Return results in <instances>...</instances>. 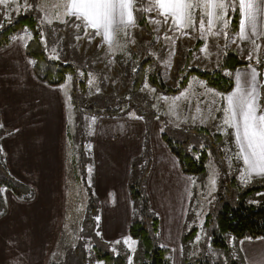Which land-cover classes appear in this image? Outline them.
<instances>
[{"label":"rangeland","instance_id":"1","mask_svg":"<svg viewBox=\"0 0 264 264\" xmlns=\"http://www.w3.org/2000/svg\"><path fill=\"white\" fill-rule=\"evenodd\" d=\"M27 4L32 7L27 8L24 0L0 4V25H3L0 31L22 16H34L50 59L77 68L56 87L55 95L49 91L44 100L38 102L47 108L46 114L51 120L58 118L57 109L62 106L68 136L65 135L66 139L62 138L58 144L59 133L53 130L54 135L47 141L55 143V155L42 154L45 147L35 149L36 161L45 167L42 171L43 181H46L44 198L49 202L42 229H46V233L53 230L54 240L49 251V247L47 252L39 251L44 232L40 236V245L28 249L24 261L36 263L41 253L46 264H112L106 257H100L109 252L113 256H122L126 264H142L145 261L143 246L139 239L130 235V225L133 221H144V204L142 199L132 196L130 183L138 182L147 171L148 155L141 154L149 143L152 165L142 189L150 210L160 220L162 217L165 225L169 227L170 218L176 214V219H172L173 236L176 237L170 254L172 263H238L239 236L227 233L226 247L214 243L217 217L226 203L234 207L241 203H264V184L241 181L243 168L240 160L235 158L238 151L232 129L224 132L223 113L216 110L225 106L224 101L220 96L206 92V88L215 93L223 92L209 85L207 78L196 71L220 70L232 78L233 70L223 67L230 53H238L249 61V55L264 49L262 41L256 43L259 47L255 50L253 44L242 47L241 42H237L233 30L237 3L236 10L230 9L225 17L228 21L226 29L218 22L208 30L205 17V29L201 30L199 9L195 12L196 25L178 31L150 16L154 33L139 26L120 29L117 43L112 47L100 42L95 31L85 28L79 20L68 19L67 0H27ZM40 4L44 5L43 9L38 7ZM145 6L137 7H154V1L147 0ZM77 24L81 26L78 28ZM122 32L128 35L123 36ZM216 32L220 34L215 35ZM33 37L30 28H20L12 33L9 46L24 51L22 46ZM198 39V46L193 47ZM243 49L248 50L247 56L243 55ZM261 51L264 54V50ZM253 61L254 58L250 62ZM139 79L142 82L136 88ZM185 79L186 82L181 84ZM84 80L87 88L82 93L79 82ZM261 87V106L264 107V73ZM182 92L187 98L181 96ZM175 97L180 99L175 100ZM34 100L36 98L28 96L27 102L32 104ZM0 101L7 103L0 102L2 107L11 104L10 98ZM19 103L22 106V100ZM34 108L36 106L31 105V109ZM93 108L101 113H96ZM109 109H116L118 114L110 116ZM8 110L13 114L12 107ZM141 116L142 120L136 118ZM164 134L168 139L184 141L186 152L194 158L205 155L204 172L185 173ZM4 135L0 130V145ZM16 157L19 158V169L14 172L21 176L20 156ZM0 158L5 162L2 153ZM3 175L0 167V176ZM54 185L55 189L52 188ZM13 193L10 187L0 183V214L8 209L5 200L14 197ZM51 214L55 215L52 217ZM16 219L19 222H12L11 226L18 224L17 230H20L21 218ZM3 227L4 224L0 228ZM179 228L180 238L177 235ZM127 237L138 242L134 251L124 244ZM31 238L29 235L28 240ZM118 239L120 244L115 243ZM157 240L165 246L160 240V231ZM11 241L19 246L0 241V264H19L23 259L17 251L19 239Z\"/></svg>","mask_w":264,"mask_h":264},{"label":"crops","instance_id":"2","mask_svg":"<svg viewBox=\"0 0 264 264\" xmlns=\"http://www.w3.org/2000/svg\"><path fill=\"white\" fill-rule=\"evenodd\" d=\"M154 1V0H153ZM68 3V0H67ZM237 3V13L239 14V23L238 28L236 30L237 35V42H241V46L244 47L247 44H252L251 40H242L239 36V26L241 20V13L239 9L238 0ZM146 7V6H145ZM149 15L153 18H156L158 21L165 22V17L161 15L155 7H153V11L149 12ZM134 16H135V23L129 25L128 27L124 28L125 30L130 27H141L138 24V16L135 10V0H134ZM68 19L79 20L76 17H72L68 15ZM81 22V20H79ZM168 26L170 28H174L175 31L185 28H179L174 22L172 17L167 18ZM151 24V22H150ZM152 27V25H151ZM91 29L93 31L94 29ZM120 29L116 30L115 38L117 41V32ZM95 31V30H94ZM258 32H264V14L261 15L260 19L258 20ZM152 33L154 30L152 29ZM248 34L251 36L252 33L250 29L248 30ZM100 42H104L107 44L102 35H97ZM264 34L259 35L258 37H254L257 42L263 41ZM197 42V41H196ZM26 43L22 49L24 51H20L13 46H9V44L5 47L0 48V100L3 98H10L11 104L7 107H2L0 105V123L5 125L4 129H0L2 133L6 136L8 133H13L10 136H7L6 139L2 138L1 145L3 146L4 151L2 152L4 163L9 171V174L22 182L25 186L27 191H32V196L27 198L30 194H24L22 199L13 193L14 197H7L5 201H7L8 209L0 216V227L4 224L5 228H0V241L4 244V242L9 241L12 245L18 243H14L11 240L19 239L20 249L17 250L19 255L22 256L23 259H20L19 264H30L24 261V256L27 252H29L30 248H37L40 245L42 234L45 232L46 229H42L44 223L46 222V216L44 211L49 202H46L44 198V191H46V181H43L42 178V171L45 170L44 165L38 163L36 161V148L45 147L46 150L41 151L42 154L51 153L53 155L56 149V145L54 142L47 141L52 138L53 130L58 131V137L60 139V144L62 142V138L64 136L67 138V132L65 127L64 115H62V106H59L57 109V119L51 120L49 116H47V108H43L41 103L39 105L38 102L44 100L45 93L51 91L56 94L59 85H51L44 81L39 80L37 75L33 69V61L28 56L26 52ZM108 45V44H107ZM195 44L193 45V47ZM262 50V49H261ZM258 53H252V58L255 59V63L240 66L237 69L233 70L232 78L234 80V87L235 88V76L237 72H240L245 78H247V74L250 73L252 68H255L257 71V86L259 92V103L261 105L262 100V87H261V78L264 73V57L262 51ZM244 56L248 55V50L243 49L242 51ZM31 60H29V58ZM263 66V68H260ZM231 92V91H230ZM226 93L225 95H227ZM28 96L32 98H36L31 104L27 102ZM62 99V96L60 95ZM22 100L21 103H19ZM52 102V100H50ZM2 104H7L5 101H0ZM19 103V104H17ZM31 105H35L36 108L31 109ZM9 107L13 108V114H10ZM28 109V110H27ZM22 112V115L20 114ZM19 131H16V130ZM233 133V130H232ZM3 136V137H4ZM65 138V139H66ZM64 139V140H65ZM233 139L235 137L233 135ZM236 145V143H235ZM237 147V146H236ZM20 149V152H19ZM237 151L239 149L237 148ZM143 154V153H142ZM141 154V155H142ZM173 154V153H172ZM20 156L21 165H22V173L21 176L16 175L14 170L19 169V158L16 156ZM174 155V154H173ZM154 161V160H153ZM242 168L244 169L243 161L240 160ZM152 165V164H151ZM151 168V167H150ZM132 173V172H131ZM252 183H263L264 184V177H258L253 175L252 179L250 180ZM60 181L57 182L58 189L60 188L59 185ZM52 188H56L54 185ZM51 188V189H52ZM257 188V187H254ZM44 215V216H42ZM55 214H51L53 217ZM161 217V216H160ZM21 218V228L17 230V225L11 226L12 222H19ZM174 218L176 219V214H174ZM171 219V225L168 227L167 224H164V221L161 217L160 220V240L162 244L168 246L172 252L174 248V240L176 237L173 235L172 227H173V220ZM167 223V222H166ZM182 223V220H181ZM188 225V223H186ZM186 225L184 227V234L186 233ZM39 226V227H38ZM166 228V229H165ZM196 229V227L194 228ZM193 231V230H192ZM195 230L193 231V233ZM48 234V238L45 239L46 235ZM32 236L31 240H28V237ZM44 241L41 244L39 251L47 252V248L49 247L48 251L50 250L51 243L54 240V231L51 230L49 232L44 233ZM177 235L180 238L181 236V229H177ZM20 237V238H19ZM36 237V238H35ZM38 239V241L36 240ZM38 245V246H37ZM15 246V245H14ZM37 246V247H36ZM35 251V250H34ZM25 253V254H24ZM42 254L38 255V260L36 263L33 264H46L43 260L45 256L42 258ZM239 264H264V236L252 238V237H240L239 238ZM42 258V259H41ZM46 259V258H45ZM171 263L173 262L172 258ZM11 264H15L11 262ZM173 264V263H172Z\"/></svg>","mask_w":264,"mask_h":264},{"label":"snow or ice","instance_id":"3","mask_svg":"<svg viewBox=\"0 0 264 264\" xmlns=\"http://www.w3.org/2000/svg\"><path fill=\"white\" fill-rule=\"evenodd\" d=\"M7 3L8 0H0V4ZM238 3L241 13L239 36L242 40H251L255 50L259 46L256 44L254 37L264 34V32H258V20L264 14V0H238ZM24 4L27 8L32 7L27 4V0H24ZM38 7L43 9L44 5L40 4ZM154 7L165 17V22H167L168 17H172L173 22L179 28L194 27L196 25L195 12L199 9V27L201 30L205 29V17H207L208 30L218 22L226 29L228 21L225 17L229 15L230 9L232 11L236 10V0H154ZM66 9V15L81 20L85 28L94 29L95 34L102 35L109 47L117 43L115 38L117 29H124L135 23L134 0H68ZM140 10L151 12L153 7ZM80 26L81 24L76 25L78 28ZM2 27L3 25H0V28ZM249 29L252 33L251 36L248 34ZM187 34L185 33V35ZM214 34L219 35L220 33L216 32ZM122 35L127 36L128 34L122 32ZM206 49L207 46L205 45L204 50ZM248 59L251 61L252 56L249 55ZM135 70L133 69V71ZM257 75L255 68L251 69L250 73L247 74V78L237 72L235 88L227 95L215 93V90L206 88V92L218 95L224 101L225 106L216 110L223 113L222 125L224 132L227 133L229 128L233 130L235 143L239 149L235 158L243 161L244 169L241 170L240 179L245 182L250 181L253 175L264 177V107L259 103ZM152 91L155 92V89H152ZM181 96L187 98L184 92L181 93ZM162 99L167 100L168 98L162 97ZM174 99L179 100L180 97ZM213 104H215V101H213ZM197 111H200V109L198 108ZM136 118L143 119L142 116ZM94 122L95 118L93 117ZM4 127L5 125L0 123V129H4ZM12 134L8 133L2 138L6 139L7 136ZM3 151V146L0 145V153ZM212 183L215 184L214 178ZM123 242L131 251L135 250V245L138 243L131 237L125 238ZM115 243L120 244L121 241L118 239ZM113 251H115V248H113Z\"/></svg>","mask_w":264,"mask_h":264},{"label":"trees","instance_id":"4","mask_svg":"<svg viewBox=\"0 0 264 264\" xmlns=\"http://www.w3.org/2000/svg\"><path fill=\"white\" fill-rule=\"evenodd\" d=\"M145 2L147 0H135V10L140 12L138 24L144 28L147 32L152 33L151 24L149 21V12L140 10L137 6L143 5L145 7ZM143 7V8H144ZM137 15V16H138ZM236 19L234 21L233 30L236 31L239 23V14L237 13ZM30 28L34 37L26 45V52L28 56L33 61V69L35 74L44 82L51 85H59L62 83L70 73H75L76 66L63 61H55L50 59L47 48H45L44 43L41 39V32L39 28L38 21L34 16H22L8 27L0 31V48L7 46L11 42V35L14 31L20 28ZM198 39L195 46H198ZM262 43L264 44V37ZM194 46V47H195ZM264 50V49H262ZM263 54V52H262ZM231 57V58H230ZM264 57V54H263ZM136 58L138 55L136 54ZM147 62V61H145ZM253 63H255L253 61ZM247 59H243L240 54L230 53L229 57L223 63V67L231 70H235L240 66L253 64ZM263 68V66H260ZM142 71V70H141ZM198 74L207 78L209 85L223 93H229L234 87V80L222 73V71L217 70L214 72H204L196 69ZM142 79H139L135 86L136 88L141 84ZM186 79L181 82L184 84ZM81 90L80 92H85L87 86L86 81H80ZM156 84V81L154 82ZM262 101V100H261ZM95 111V108H93ZM96 112V111H95ZM110 116L118 114L116 109H109L107 111ZM96 113L100 114V111ZM163 137L168 142L171 152L177 157L180 162L182 170L187 174H198L205 170V158L202 156L200 159L194 158L192 155L188 154L185 150V142L180 140L168 139L164 134ZM148 155L149 162L147 166V171L141 176L138 182L130 183L131 194L133 197H138L142 199L144 204V221H133L130 225V235L139 239L142 243L145 261L142 264H171L170 254L171 250L168 246H163L158 243L157 236L160 229V219L159 217L149 208V202L142 189V184L145 181L152 163V151L150 144L147 143L145 152L141 155ZM0 167L4 172L3 176H0V183L2 185L10 187L15 194L18 196L29 194L27 198L31 197L32 191H27L24 184L19 180L13 178L5 163L0 158ZM260 189V188H254ZM3 214H0V216ZM234 233L240 237H252L257 238L264 236V203L260 205L241 203L238 207H234L230 203H226L223 210L219 213L217 217V230L215 231L214 243L226 247V234ZM100 257H106L109 263L114 264H126L125 259L122 256H113L109 252L102 254ZM50 264H57L52 262ZM232 264H239L233 262Z\"/></svg>","mask_w":264,"mask_h":264}]
</instances>
